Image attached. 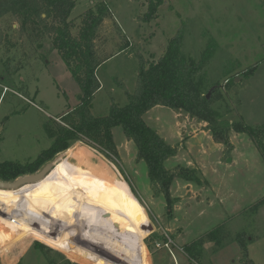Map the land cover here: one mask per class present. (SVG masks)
<instances>
[{
	"label": "rangeland",
	"instance_id": "1",
	"mask_svg": "<svg viewBox=\"0 0 264 264\" xmlns=\"http://www.w3.org/2000/svg\"><path fill=\"white\" fill-rule=\"evenodd\" d=\"M101 2L112 17L103 22L96 41L104 62L97 70L101 87L92 104L94 117L107 115L112 103L125 106V90L117 84L133 93L139 56L146 63L156 61L182 29L180 54L186 59L198 61L211 41L216 45L202 77L207 92L220 87L223 98L216 107L224 119L264 125V8L259 0H164L157 18L148 24L140 20L146 12L143 1L75 0L69 17L75 25L73 35L81 15ZM0 25L13 45L0 47V162L24 166L50 147L44 125L77 105L79 89L49 40L30 45L19 37L11 17ZM229 62L232 71L226 75ZM253 66L252 75L240 78ZM145 120L176 150L165 168L194 169L200 183L174 179L168 208L151 189L146 165L137 161L136 147L122 128L112 130L118 158H108L86 142L74 143L51 160L65 164L59 171L54 168L38 189L0 190V264H190L182 247L219 225L229 237L217 250L205 244L201 264H243L244 255L232 241L241 231L252 239L247 259L264 264V207L255 217L248 212L264 197V154L245 134L233 132L231 151L225 152L210 134L192 136L196 126L184 124L183 116L177 118L176 111L165 107L150 111ZM66 170L77 174L85 187H100L112 196L118 210L132 202L131 218L148 231L128 241L129 246L98 236L94 231L104 225L100 209L75 191L61 189L53 195V183ZM64 226L80 230L62 241L57 231ZM46 228L55 242L51 247L39 238ZM111 245L138 256L137 262L109 259Z\"/></svg>",
	"mask_w": 264,
	"mask_h": 264
},
{
	"label": "trees",
	"instance_id": "2",
	"mask_svg": "<svg viewBox=\"0 0 264 264\" xmlns=\"http://www.w3.org/2000/svg\"><path fill=\"white\" fill-rule=\"evenodd\" d=\"M133 1L144 2L146 12L140 20L147 24L157 18V9L164 2V0ZM259 1L264 8V0ZM74 6L75 0H0V23L7 17L14 19L17 23L19 37L25 38L30 45L49 40L52 50L58 53L79 89L77 105L65 115L44 125V131L52 141L50 147L32 163L24 166L12 162H0L1 181H14L20 176L36 173L55 156L67 151L77 142L90 144L108 158H118L112 130L120 127L126 139L134 143L137 150V161L144 162L146 165L151 189L155 195L163 197L169 208L173 203L170 187L174 179L194 183H200L201 179L194 169L167 170L165 168V161L173 157L176 150L143 120V116L157 106L177 112L182 111L190 118L206 123L213 142L222 145L225 152L231 151L229 133L233 132L245 134L258 152L264 154V125L250 126L241 119L237 121L224 119L216 107L217 102L223 98L220 87L217 85L208 90L210 96L207 99V81L202 77V71L213 55L214 48H216L215 43L213 41L209 43L200 60L186 59L180 54L183 40L182 29L169 40L165 53L156 61L146 63L139 56L140 64L133 93H128L123 84H117L125 90L128 103L125 106L112 103L107 115L94 117L91 112L92 104L101 87L97 70L104 62L97 52L96 41L99 39L100 27L105 20L111 19L112 12L106 3L96 4L81 15L77 33L73 35L72 29L75 25L69 17ZM3 45L13 46L9 43L0 25V47ZM126 49L128 47L122 48V50ZM232 64L229 62L225 66L226 75L231 73ZM254 70L255 66L243 70L240 78L252 75ZM226 86L229 87V82ZM59 161L53 167L57 171L65 164ZM62 173L64 175L62 174V177L59 175V179L53 183L56 191L53 194L54 197L61 189L75 191L81 199L86 198L93 206L100 209L104 225L102 229L94 231L98 236L129 246L128 241L140 238L148 231L137 220L131 218L132 202L118 210L113 197L101 191L100 187L93 185L85 187L77 174L67 170ZM37 184L36 187L27 185V188L38 189L39 185L42 186L41 182ZM15 192L19 193L18 189ZM263 207L264 197L252 205L248 212L255 217ZM58 229L57 234L61 233L62 241L80 230L74 226H64ZM110 230L114 232L111 233ZM41 231L40 241L49 247L55 244L51 237L52 234L48 232L49 229ZM47 233L51 235L50 238ZM228 237L229 232L226 231L225 226L219 225L192 243L183 246L182 252L190 264H201L205 244L212 243L217 250L224 246ZM232 241L238 244L244 255L241 262L252 264L247 259L248 243L252 241L248 234L241 231L234 236ZM110 249L112 254L109 259L113 261L124 258L137 262L136 258H139L134 254L126 253L116 245H111Z\"/></svg>",
	"mask_w": 264,
	"mask_h": 264
},
{
	"label": "water",
	"instance_id": "3",
	"mask_svg": "<svg viewBox=\"0 0 264 264\" xmlns=\"http://www.w3.org/2000/svg\"><path fill=\"white\" fill-rule=\"evenodd\" d=\"M209 96H210V92H208L207 94V99L209 98ZM54 163L55 162L50 161L47 164H45L36 173L20 176L16 178L14 181L4 182L0 180V190L13 191V190L20 189L27 185L37 184L41 182L42 180H44L47 177V175L52 171ZM152 229L153 228L150 226L149 231H152Z\"/></svg>",
	"mask_w": 264,
	"mask_h": 264
},
{
	"label": "crops",
	"instance_id": "4",
	"mask_svg": "<svg viewBox=\"0 0 264 264\" xmlns=\"http://www.w3.org/2000/svg\"><path fill=\"white\" fill-rule=\"evenodd\" d=\"M158 107H160V106H157V107H154V108H152L150 111H152V110H156ZM150 111H148L144 116H143V120L145 121V123L148 125V123L146 122V120H145V118H146V115L150 112ZM184 117V124H187V125H189V126H191L192 127V125H194V126H196V127H192L193 128V133H191V135L192 136H194V135H197V134H199V133H201L202 135H206L207 137L209 136V134L211 135V133L209 132V130L207 129V124L206 123H204V122H201V121H199V123L198 124H195V123H193V118H190L186 113H184V112H182V111H176V117L177 118H179V117ZM156 119H157V117H156ZM191 123H192V125H191ZM151 128V127H150ZM153 129V128H152ZM154 130V129H153ZM230 134V133H229ZM232 134V133H231ZM231 134H230V136L229 137H231ZM212 138V137H211ZM212 140V139H211ZM213 141V140H212ZM215 143V142H214ZM217 144V143H216ZM219 145V144H218ZM173 182H174V180H173ZM172 182V183H173ZM171 186H172V184H171ZM170 194H171V187H170ZM137 205V204H136ZM141 207H139V208H137V211H136V214L138 215V213L139 212H141ZM135 212V211H134ZM140 216V215H139Z\"/></svg>",
	"mask_w": 264,
	"mask_h": 264
},
{
	"label": "bare ground",
	"instance_id": "5",
	"mask_svg": "<svg viewBox=\"0 0 264 264\" xmlns=\"http://www.w3.org/2000/svg\"><path fill=\"white\" fill-rule=\"evenodd\" d=\"M55 164V163H54ZM54 164H53V167H54ZM53 169V168H52ZM4 191V190H3Z\"/></svg>",
	"mask_w": 264,
	"mask_h": 264
}]
</instances>
